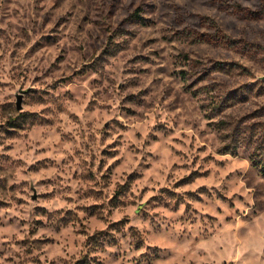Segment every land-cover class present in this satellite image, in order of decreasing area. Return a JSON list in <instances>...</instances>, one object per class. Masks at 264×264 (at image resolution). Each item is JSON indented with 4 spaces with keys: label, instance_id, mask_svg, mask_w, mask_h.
Instances as JSON below:
<instances>
[{
    "label": "rangeland",
    "instance_id": "374dc122",
    "mask_svg": "<svg viewBox=\"0 0 264 264\" xmlns=\"http://www.w3.org/2000/svg\"><path fill=\"white\" fill-rule=\"evenodd\" d=\"M263 138L264 0H0V264H264Z\"/></svg>",
    "mask_w": 264,
    "mask_h": 264
},
{
    "label": "trees",
    "instance_id": "16d2710c",
    "mask_svg": "<svg viewBox=\"0 0 264 264\" xmlns=\"http://www.w3.org/2000/svg\"><path fill=\"white\" fill-rule=\"evenodd\" d=\"M184 79L186 80V77H184ZM262 145L259 148H257V151H255L254 155L250 158V161L256 167H260L261 168L260 170L264 175V146Z\"/></svg>",
    "mask_w": 264,
    "mask_h": 264
}]
</instances>
